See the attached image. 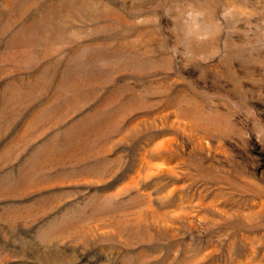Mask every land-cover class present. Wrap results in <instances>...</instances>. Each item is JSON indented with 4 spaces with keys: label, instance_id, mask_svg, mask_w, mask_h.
I'll return each instance as SVG.
<instances>
[{
    "label": "rangeland",
    "instance_id": "rangeland-1",
    "mask_svg": "<svg viewBox=\"0 0 264 264\" xmlns=\"http://www.w3.org/2000/svg\"><path fill=\"white\" fill-rule=\"evenodd\" d=\"M0 264H264V0H0Z\"/></svg>",
    "mask_w": 264,
    "mask_h": 264
}]
</instances>
